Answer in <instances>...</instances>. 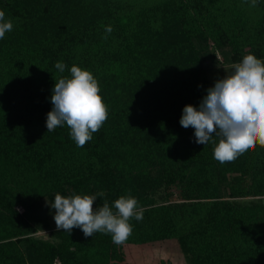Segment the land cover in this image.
I'll list each match as a JSON object with an SVG mask.
<instances>
[{
	"label": "trees",
	"instance_id": "1",
	"mask_svg": "<svg viewBox=\"0 0 264 264\" xmlns=\"http://www.w3.org/2000/svg\"><path fill=\"white\" fill-rule=\"evenodd\" d=\"M251 4L0 0L13 22L0 39V264H264V147L221 164L222 137L198 144L180 123L186 105L199 109L215 65L264 61V0ZM73 65L93 74L108 107L83 147L66 123L46 126L56 81ZM101 191L94 209L128 195L144 209L125 243L52 226L57 193Z\"/></svg>",
	"mask_w": 264,
	"mask_h": 264
},
{
	"label": "clouds",
	"instance_id": "2",
	"mask_svg": "<svg viewBox=\"0 0 264 264\" xmlns=\"http://www.w3.org/2000/svg\"><path fill=\"white\" fill-rule=\"evenodd\" d=\"M252 7L256 0H252ZM13 30V22L0 10V39ZM112 28H106L111 33ZM105 38H107L105 36ZM60 72L65 64H55ZM71 77L60 78L53 89V109L47 114V132L54 131L66 123L70 135L78 147H83L99 131L108 118V107L101 94L100 86L93 74L73 65ZM181 126L195 129V142L206 144L213 134L222 137L214 148V158L221 164L234 161L241 154L264 147V61L254 54L246 55L242 62L233 65V71L219 79L207 90L199 109L186 105L180 120ZM95 195H55L51 208L56 210L54 220L58 231L79 227L85 237L96 232L110 233L115 245H122L132 235L131 218L143 220L144 209L131 195L121 196L110 207H93ZM113 208L116 210L113 211Z\"/></svg>",
	"mask_w": 264,
	"mask_h": 264
},
{
	"label": "rangeland",
	"instance_id": "3",
	"mask_svg": "<svg viewBox=\"0 0 264 264\" xmlns=\"http://www.w3.org/2000/svg\"><path fill=\"white\" fill-rule=\"evenodd\" d=\"M221 54V53H220ZM219 53L217 54L218 58L222 61L223 60V56L221 57ZM236 63H225V62H221V64L219 65H215L212 70L209 72V79H210V87L214 86L215 82L219 79H223L225 78L228 74H231L232 71H233V65H235ZM263 202H264V199H263ZM54 215L55 214H52L50 216V221L52 223V226L55 228L57 227L56 226V223H55V220H54ZM38 236H42V237H45V238H49L50 237V231L49 230H43V231H40L38 232ZM159 255V253H158ZM161 257V254L159 256H154L152 257L153 260L155 261L157 258H160ZM163 258H167L166 256H164ZM182 258L180 257H175L171 260V262L169 263H166V264H185L182 260ZM153 261V262H154Z\"/></svg>",
	"mask_w": 264,
	"mask_h": 264
},
{
	"label": "built area",
	"instance_id": "4",
	"mask_svg": "<svg viewBox=\"0 0 264 264\" xmlns=\"http://www.w3.org/2000/svg\"><path fill=\"white\" fill-rule=\"evenodd\" d=\"M18 209L20 210V212L24 211V208L22 206H19Z\"/></svg>",
	"mask_w": 264,
	"mask_h": 264
}]
</instances>
